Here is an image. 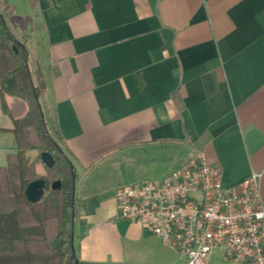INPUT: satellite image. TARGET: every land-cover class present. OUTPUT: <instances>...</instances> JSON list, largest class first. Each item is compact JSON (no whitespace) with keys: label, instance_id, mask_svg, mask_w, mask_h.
Wrapping results in <instances>:
<instances>
[{"label":"crops","instance_id":"1","mask_svg":"<svg viewBox=\"0 0 264 264\" xmlns=\"http://www.w3.org/2000/svg\"><path fill=\"white\" fill-rule=\"evenodd\" d=\"M0 13L42 76L44 122L78 180V264H183L117 217L115 191L189 155L218 165L225 188L262 171L264 204V0H0ZM8 101L0 165L16 151L20 102ZM212 260L235 264L220 249Z\"/></svg>","mask_w":264,"mask_h":264},{"label":"trees","instance_id":"2","mask_svg":"<svg viewBox=\"0 0 264 264\" xmlns=\"http://www.w3.org/2000/svg\"><path fill=\"white\" fill-rule=\"evenodd\" d=\"M36 75L30 72L25 45L0 13L1 107L9 113L8 99L20 102L11 129L16 151L0 165V264H78L71 243L75 174L44 122L38 98L45 85L41 74ZM28 150H36L37 159L31 160ZM42 152L55 160L51 168L43 164L45 171L36 166ZM37 178L45 180V193L31 202L25 189ZM57 181L59 188L52 186Z\"/></svg>","mask_w":264,"mask_h":264},{"label":"built area","instance_id":"3","mask_svg":"<svg viewBox=\"0 0 264 264\" xmlns=\"http://www.w3.org/2000/svg\"><path fill=\"white\" fill-rule=\"evenodd\" d=\"M262 171L225 188L218 165L203 154L189 155L160 179L119 187L117 217L135 222L183 257V264H207L223 251L235 264H264Z\"/></svg>","mask_w":264,"mask_h":264},{"label":"water","instance_id":"4","mask_svg":"<svg viewBox=\"0 0 264 264\" xmlns=\"http://www.w3.org/2000/svg\"><path fill=\"white\" fill-rule=\"evenodd\" d=\"M40 158L43 164L47 168H51L55 164V160L49 152H42L40 154ZM52 186L59 188L60 182L57 181ZM44 188H45V180L43 178H37L28 183L25 189V195L29 201L36 202L44 195L45 193ZM71 243H72V250L74 254L73 235L71 237Z\"/></svg>","mask_w":264,"mask_h":264},{"label":"rangeland","instance_id":"5","mask_svg":"<svg viewBox=\"0 0 264 264\" xmlns=\"http://www.w3.org/2000/svg\"><path fill=\"white\" fill-rule=\"evenodd\" d=\"M37 77V75H36V73H35V75H34V78H36ZM54 138H55V140L58 142V138L54 135V134H52V133H50ZM59 144V143H58ZM39 166H40V168H41V170H43V171H45V166L43 165V163L42 162H40L39 163ZM79 179V178H78ZM77 181L78 180H76V182H75V178H74V198H75V205H76V203H77V198H78V191L76 192V190H78V184H77ZM75 187H76V189H75ZM210 264H220L217 260H212L211 262H210Z\"/></svg>","mask_w":264,"mask_h":264}]
</instances>
